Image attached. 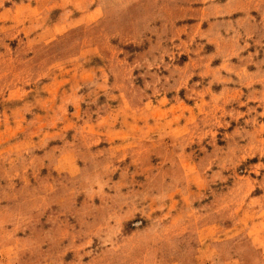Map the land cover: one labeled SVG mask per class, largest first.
Wrapping results in <instances>:
<instances>
[{"label":"rangeland","instance_id":"rangeland-1","mask_svg":"<svg viewBox=\"0 0 264 264\" xmlns=\"http://www.w3.org/2000/svg\"><path fill=\"white\" fill-rule=\"evenodd\" d=\"M0 264H264V0H0Z\"/></svg>","mask_w":264,"mask_h":264}]
</instances>
